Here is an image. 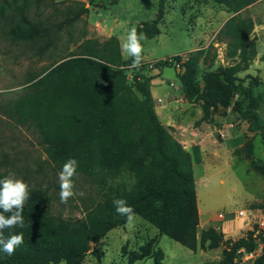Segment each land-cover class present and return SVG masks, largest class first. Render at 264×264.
I'll return each mask as SVG.
<instances>
[{
    "label": "trees",
    "instance_id": "1",
    "mask_svg": "<svg viewBox=\"0 0 264 264\" xmlns=\"http://www.w3.org/2000/svg\"><path fill=\"white\" fill-rule=\"evenodd\" d=\"M216 1L237 14L257 0ZM53 3L54 0H0V31L10 44L28 46L43 56L57 47L64 28L89 13L84 4L73 2L77 7H68L61 21H54L53 16L31 17L32 7L46 8ZM164 13V0H159L157 18L139 26L138 33L147 39L158 36ZM252 31L251 20L235 15L227 22L221 34L229 56L238 57L239 62L204 76L202 90L196 78L197 57L191 56L177 68L184 95L189 100L205 101L202 120L209 117L211 108L228 105L235 95V75L256 56L249 42ZM113 44L116 61L90 52L86 57L59 63L23 91L8 115L17 124L36 130L40 144L58 170L71 158L78 162L77 175L103 190L122 172L132 174L134 185L122 194H105L102 202L88 209L81 219L51 215L47 192L29 191L22 212L23 226L3 230L5 238L23 234V243L11 256L0 247V264H81L91 244H98L111 230L128 223L125 216L117 214L115 199H125L134 215L188 250L196 253L224 245L216 264H237L242 250L254 251L256 231L264 238V229L255 225L246 236L226 241L215 228L198 233L200 216L192 157L157 116L151 79L143 74L144 61L139 68H133L134 86H129L127 69L120 65L118 42ZM131 63L130 59L126 66ZM242 89L245 96L251 95V88ZM241 113L249 132L260 133L264 144L259 117L250 110ZM5 176L0 171V179ZM261 210L264 218V205ZM152 247L150 242L133 252L128 264L154 258ZM154 264H160L159 260L154 259ZM254 264H264V252Z\"/></svg>",
    "mask_w": 264,
    "mask_h": 264
},
{
    "label": "rangeland",
    "instance_id": "2",
    "mask_svg": "<svg viewBox=\"0 0 264 264\" xmlns=\"http://www.w3.org/2000/svg\"><path fill=\"white\" fill-rule=\"evenodd\" d=\"M73 2L84 4L89 13L64 28L57 47L43 56L36 55L28 46L10 44L0 31V171L6 176L13 174L23 179L29 185V191L47 192L49 213L65 219L83 218L88 209L102 202L105 194L130 191L135 182L132 174L122 172L104 190L89 179L76 175L73 178L74 191H82L85 195H76L66 204L61 203L60 170L49 160L36 130L17 124L9 117L8 110L29 85L59 63L86 57L90 52L98 54L99 58L116 61L114 41L118 42L121 68L127 69L128 84L134 86V69L126 66L131 58L126 59L121 54L120 44L132 27L137 29L143 23L154 21L159 12V0H54L46 8L32 7L30 14L33 18L53 16L54 21H61L68 7H77ZM164 6L160 34L141 41L144 60L181 56L179 58L185 63L191 56L197 57L196 78L200 90L204 87V76L221 72L239 62L238 57L229 56L226 40L221 34L227 22L236 15L253 23L249 42L256 56L245 70L235 75L238 89L228 105L211 108L206 120H202L205 101L189 100L184 95L177 67L168 65L159 69L162 72L159 79H169L178 85H174L179 87V91L175 90L177 100L193 110L188 115L185 109V114L192 119V128L200 131L194 138L198 145L197 154L194 151L190 154L194 162L203 161L201 167L193 166L200 216L198 233L215 228L223 234V241L238 240L255 225L264 222L261 210L264 205V144L260 133L249 132V125L241 115L242 111L250 110L259 117L260 128L264 130V0H257L237 14L230 13L216 0H164ZM143 68L144 75L145 71H153L146 66ZM148 76L154 78L152 74ZM242 88H251V95L245 96ZM155 106L160 105L155 102ZM186 116L179 120L186 122ZM161 123L171 134H176L175 126ZM213 126L231 128L226 141L215 143V138L210 139L209 131ZM174 137L193 145L180 136ZM198 148L202 154H198ZM245 214L253 216L250 230H241L234 238L229 237L235 219ZM259 234L260 231H256L258 237L253 256L243 251L237 264H254L263 254L264 238ZM150 242L156 253L154 258L133 264H154V259L160 264H216L225 249L221 245L217 249L206 247L194 253L160 235L156 228L134 215L131 223L111 230L98 244H91L90 253L81 264H128L131 254L139 252Z\"/></svg>",
    "mask_w": 264,
    "mask_h": 264
},
{
    "label": "clouds",
    "instance_id": "3",
    "mask_svg": "<svg viewBox=\"0 0 264 264\" xmlns=\"http://www.w3.org/2000/svg\"><path fill=\"white\" fill-rule=\"evenodd\" d=\"M146 37L142 33H138L135 27H132L120 44L121 54L126 58H131L130 68H139L143 62V45L142 40ZM78 162L75 159H68L58 173L59 180V197L61 203H67L69 199L76 195L84 196L81 191H74V177L77 175ZM29 199V185L20 178H16L13 174L0 179V247L2 251L11 256L16 248L23 243V234L10 235L8 238L3 236V230L13 228L17 225L23 226L24 219L22 216L24 204ZM117 214L125 216L127 221L131 223L134 210L127 204L125 199H115L113 201ZM3 213H11L5 216Z\"/></svg>",
    "mask_w": 264,
    "mask_h": 264
},
{
    "label": "crops",
    "instance_id": "4",
    "mask_svg": "<svg viewBox=\"0 0 264 264\" xmlns=\"http://www.w3.org/2000/svg\"><path fill=\"white\" fill-rule=\"evenodd\" d=\"M143 61L144 56H143ZM149 74L154 75V78L151 79V95L154 100V102H157L159 99H163L165 101V105H162L159 103L160 106H155V111L158 117L165 125L176 127V137L180 136L182 139H187L191 142H193V145H191L188 149V152L192 155V152L194 151L196 153V145L194 142V138L197 137L200 134L199 129L192 128L193 121L190 117H187L190 113L193 112L192 109L187 108L188 104H181L179 103V99L177 100V92L175 91V87L177 84L175 82H171L169 79L161 80L159 79V76H161L162 72L161 70H153L151 71H145V75L147 77ZM176 84V85H175ZM167 85V86H166ZM175 85V86H174ZM178 86V85H177ZM166 87V89H165ZM167 87L169 89H167ZM175 87V88H174ZM165 106V108H163ZM178 107V109L175 110V108ZM185 109L188 111V115L185 114ZM175 111V112H174ZM190 111V113H189ZM200 115V113L198 112ZM187 115V116H186ZM198 115V117H199ZM186 116V122H181V118H184ZM164 118V119H163ZM216 119H220V117H217ZM226 120V119H225ZM185 121V120H184ZM184 127V129L187 131L186 134H181V129ZM192 144V143H191ZM200 148H198V154H202L199 152ZM197 154V153H196ZM193 161V166L201 167L203 164V161L197 160L196 162ZM252 215L245 214L242 217H237L235 221L233 222L234 225L229 231V237L234 238V235H236L238 232L240 233L241 230H250V223L252 221Z\"/></svg>",
    "mask_w": 264,
    "mask_h": 264
},
{
    "label": "built area",
    "instance_id": "5",
    "mask_svg": "<svg viewBox=\"0 0 264 264\" xmlns=\"http://www.w3.org/2000/svg\"><path fill=\"white\" fill-rule=\"evenodd\" d=\"M179 57H181V56H173L170 58H163V59H158V60H153V61H145L143 63V65L148 67V69H150V70H159L158 66L160 64L169 65V66L172 65V66H176L177 68H179L183 63V60H181V58H179ZM176 90L179 91V88H176ZM161 102H162L161 99L157 100L158 104ZM230 129H231L230 127H225V126L224 127L213 126V127H211V129L209 131V137H210V139L215 138V143H218V142L223 143L224 141H226V134ZM186 132L187 131L183 127L181 129V134H186ZM172 134L175 136V132ZM178 141L182 145V147L188 152V148L191 145H189L188 142H186V141H180V140H178ZM220 217L222 218L223 215H220ZM259 225L262 229H264V222H261ZM241 252H243V250ZM253 254H254V252L246 253V255H248V256H253Z\"/></svg>",
    "mask_w": 264,
    "mask_h": 264
}]
</instances>
